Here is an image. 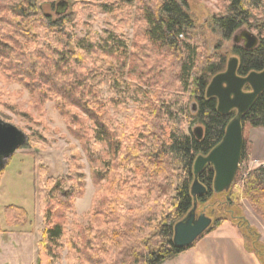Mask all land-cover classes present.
Returning a JSON list of instances; mask_svg holds the SVG:
<instances>
[{
  "label": "trees",
  "instance_id": "16d2710c",
  "mask_svg": "<svg viewBox=\"0 0 264 264\" xmlns=\"http://www.w3.org/2000/svg\"><path fill=\"white\" fill-rule=\"evenodd\" d=\"M54 1L0 0V82L17 81L37 104H55L80 143L98 190L89 223L83 225L76 220L69 223L77 200L85 194L86 177L79 172L83 166L70 168L65 178L51 179L48 188L41 189L45 229L38 264H57L63 241L74 256L67 258L68 264L173 260L228 222L218 218L190 248L179 250L173 244L175 226L194 207L195 161L222 142L235 117V113L221 115L217 99L206 97L212 79L226 71L227 56L214 52L204 57V44L191 33L194 25L185 4L175 0L140 5L138 20L144 27L138 35L144 46L132 49L129 40L114 30L105 31L100 39L92 34L79 38L73 8L79 3L95 4L112 15L137 0ZM62 1L66 5L59 8ZM49 4L54 16L45 12ZM209 27L224 41L244 27L258 31L256 50L233 46L231 55L239 59L240 77L264 71V0H230L226 13L214 16ZM105 86L117 98L106 101ZM187 94L198 106L195 114L185 104ZM130 103L135 106L130 118L122 123L113 119L110 109ZM242 125L244 130L264 128V92ZM193 126L203 128L202 140L191 132ZM244 142L240 165L245 163V168L228 192V204L245 199L264 221V167L249 168L251 146ZM2 175L0 171V189ZM214 177L210 165L199 175L207 194L198 197V207L214 195L227 193L215 194ZM4 219L16 227L30 223L28 212L15 205L4 209ZM231 220L247 251L264 264L260 235L245 218Z\"/></svg>",
  "mask_w": 264,
  "mask_h": 264
},
{
  "label": "rangeland",
  "instance_id": "374dc122",
  "mask_svg": "<svg viewBox=\"0 0 264 264\" xmlns=\"http://www.w3.org/2000/svg\"><path fill=\"white\" fill-rule=\"evenodd\" d=\"M59 1L55 0L54 3ZM68 1L72 4L75 2V0ZM159 1L137 0L134 6L123 7L122 10L112 15L105 14L95 4L79 3L73 8L77 18L75 32L79 38L92 34L100 39L105 31L114 30L129 40L131 49L134 45L144 46L138 35L144 27L143 23L138 20L140 16L138 10L140 5L146 2L156 4ZM175 1L185 4V11L194 25L191 33L204 44V57L217 52L227 56L229 60L232 57L234 46L232 40L224 41L220 33L212 32L209 24L214 16L226 13L230 0ZM45 12L54 16V9L50 4L45 7ZM251 32L258 36V31L252 30ZM130 78L135 80L132 73H130ZM167 78L169 79L170 76ZM102 92L106 101L117 98L116 92H110L108 86L103 87ZM185 99V104L190 109L195 101L189 94ZM134 108L135 106L131 103L127 106L121 105L110 109V114L113 119L122 123L132 116ZM0 119L14 125L28 136L27 149L18 150L11 157L6 168L1 171L3 175L0 189V215L3 231L0 233V264H38V252L45 229L42 214L44 203L39 198L41 189L43 191L48 188L51 179L65 178L70 168L75 171L78 166H83L79 172L86 177L85 194L77 200L75 216L71 217L69 223L72 224L73 220H76L80 224L87 225L88 215L98 188L93 183L91 168L80 143L68 131L66 120L56 110L54 103L39 105L32 99L24 85L17 81L5 80L0 82ZM196 127L198 126L191 127V132ZM188 130L187 127L186 131ZM248 130L249 127L246 126V132H244L247 133ZM262 165L260 164L259 167ZM244 168L245 163H242L239 170L243 171ZM228 202H230L228 192L223 195H214L208 203L199 205L197 215L205 214L212 219L213 224L218 218H225L228 220L226 223L238 231L233 224L234 220L231 219L245 218L248 221L245 212L249 203L245 199H241L235 205H229ZM10 205L24 208L29 214L31 224L27 223L22 227L7 225L4 219V209ZM68 230H71V225L68 226ZM254 230L261 238L258 229L254 228ZM65 243L66 241L62 242V248L57 252L60 256L57 264H68L67 258L74 257Z\"/></svg>",
  "mask_w": 264,
  "mask_h": 264
},
{
  "label": "water",
  "instance_id": "95a60500",
  "mask_svg": "<svg viewBox=\"0 0 264 264\" xmlns=\"http://www.w3.org/2000/svg\"><path fill=\"white\" fill-rule=\"evenodd\" d=\"M63 1L58 4L64 8ZM234 46H241L247 51L258 48L260 40L257 35L248 29L238 31L232 38ZM239 59L231 57L225 72L215 76L210 82L206 97L217 99L218 112L221 115L235 113L234 119L227 127L222 142L207 156H199L194 164V183L191 193L194 198V207L184 220L174 229L173 244L179 250L193 246L209 229L213 221L205 214L197 215L198 197L207 194V189L199 182V175L207 166H212L215 172L213 190L215 194L229 192L236 180L242 153L244 150L243 117L250 112L257 98L264 92V71L252 72L247 77L238 75ZM249 87L250 92L245 89ZM198 106L194 103L191 112L197 113ZM193 135L202 140L204 130L198 126ZM28 143V136L14 125L0 119V171H3L11 157Z\"/></svg>",
  "mask_w": 264,
  "mask_h": 264
},
{
  "label": "crops",
  "instance_id": "0c3cea01",
  "mask_svg": "<svg viewBox=\"0 0 264 264\" xmlns=\"http://www.w3.org/2000/svg\"><path fill=\"white\" fill-rule=\"evenodd\" d=\"M245 131V130H244ZM246 132V131H245ZM245 138L251 146L249 168L254 170L264 164V128H250ZM246 217L261 234L264 243V221L248 204ZM227 226V228H226ZM163 264H261L255 254L246 249L239 232L225 223L199 240L191 249Z\"/></svg>",
  "mask_w": 264,
  "mask_h": 264
},
{
  "label": "built area",
  "instance_id": "2783aa9c",
  "mask_svg": "<svg viewBox=\"0 0 264 264\" xmlns=\"http://www.w3.org/2000/svg\"><path fill=\"white\" fill-rule=\"evenodd\" d=\"M262 166L264 167V164Z\"/></svg>",
  "mask_w": 264,
  "mask_h": 264
}]
</instances>
